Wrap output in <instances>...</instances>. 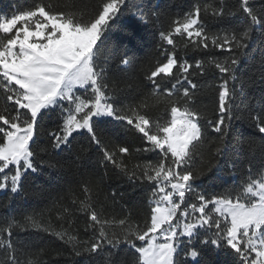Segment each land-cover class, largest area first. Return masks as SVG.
Here are the masks:
<instances>
[{"label":"snow or ice","instance_id":"1","mask_svg":"<svg viewBox=\"0 0 264 264\" xmlns=\"http://www.w3.org/2000/svg\"><path fill=\"white\" fill-rule=\"evenodd\" d=\"M146 8L144 0H92L82 16L34 0L11 15L0 14V192L8 193L7 214L0 215V264H45L44 249L18 239L20 233L32 232L68 246L71 264H79L80 257L84 264H210L206 252L233 257L232 264H264V103L239 113L235 108L238 88L264 85V54L252 76H237L250 50L264 43V0H197L182 16L170 17L167 28L160 22L163 13ZM125 16L133 24L151 23L159 35L157 58L131 91L120 86L135 79L128 71L127 51L112 42L101 59L112 26ZM231 18L237 22L216 31L205 24ZM124 31L135 38L129 28ZM176 36L190 41L192 50L205 58L193 57V63L178 57ZM146 89L145 96L161 106L156 119L145 103L134 102ZM205 94H210L211 114L200 101ZM57 111L56 127L46 130L47 144L37 151L45 135L42 124ZM234 121L246 122L255 129L252 136H259V141H239L249 149L247 175L221 193L199 190L205 179L219 178L225 163L234 166L227 151ZM106 130L113 135L134 130L141 146H133L132 138L118 143ZM77 137L87 141L81 153L94 149L101 154L99 163L106 170L95 186L108 177L111 164L149 189L144 210L135 217L110 216L94 199L92 180L82 179L77 189L69 187L70 205L52 206L59 229L44 212L13 215V201L27 194L29 178L44 168L65 167L61 154L73 150ZM207 145L213 147L205 151ZM257 147L261 171L255 169ZM148 154L155 161L132 163ZM77 213L84 217L82 234L73 225ZM121 251L119 260L105 258ZM25 256L34 259L25 261Z\"/></svg>","mask_w":264,"mask_h":264},{"label":"trees","instance_id":"2","mask_svg":"<svg viewBox=\"0 0 264 264\" xmlns=\"http://www.w3.org/2000/svg\"><path fill=\"white\" fill-rule=\"evenodd\" d=\"M56 6H66V10L74 11L78 15H86L90 11V5L92 0H47ZM197 0H144L147 5L146 11L151 9L158 13H163L160 16V22L165 28L170 23V17L174 18L176 15H183L187 12L191 6L196 3ZM205 2H212V0H205ZM34 0H0V14L11 15L17 7L23 9L31 6ZM235 18L225 19L220 21L206 20L207 27L216 31L221 28H227L236 23ZM127 27L135 33V38H129L124 28ZM176 48L175 51L178 57L188 59L194 63L193 57L196 59L205 58L203 53H198L192 50L191 42L186 38L179 36L175 37ZM159 41L158 28L149 24H133L127 16L122 17L120 21L112 26L110 33V40L106 42L105 48L102 49L101 59L109 54V47L112 42L118 43L121 47L127 51L128 57L132 62L131 68L128 71L135 77V79L127 80L120 86L127 91H131L136 88L143 80V69L154 63L157 58L156 44ZM188 44V47L185 45ZM171 48L172 46H168ZM220 55L219 52L216 53ZM264 54V43H258L249 52V59L245 60L238 66L237 76L241 79L247 80L249 76H252L256 72V68L259 64L261 55ZM217 75H219L217 73ZM211 78H205L199 83H207ZM218 83V81H216ZM131 85V88L128 87ZM145 91L138 92L136 94V100L134 102H143L147 105V111L154 118H158L161 115V106L155 104L152 99L145 96ZM2 93V90H0ZM202 105H207V110L211 114L212 102L210 94H205L200 97ZM264 103V85L259 82L247 84L243 91L237 89V96L235 98V108L237 113L245 109V106H254ZM3 107V100L0 99V109ZM58 120V111L56 114L51 115V119H45L42 124V130H45V135H42L37 146L43 147L47 144L46 130H51L56 127ZM107 134L116 139L118 143H123L125 140L130 139L133 146H141V141L135 139L139 137V133L133 132L126 133L124 130H120L117 135H113L111 130H106ZM255 129L250 127L246 122L234 121L233 122V134L232 142L228 146V153L233 160L234 166H230L227 163L224 165L225 171H223L219 178L210 177L204 180L199 190L206 191L209 194L221 193L234 185L241 183V177L247 175L248 165L245 161V156L249 155L248 145H241L240 140L246 138H255L259 141L258 134L253 137L252 134ZM118 136V138H117ZM87 146V141L77 137V141L73 142V150L71 152H64L61 154V162L65 163V167L56 169H42V174H33L25 185L27 194H22L20 197L13 201V215H19L21 212H31L33 210L37 212H44L45 218L53 222V226L59 229L60 222L56 220L58 214L57 209L52 208L53 204L59 205L60 203L70 205L71 198L69 194V187L74 190L77 189L78 182L82 179H90L93 182L92 195L98 204H103L107 213L110 216L121 218L124 215L137 216L141 213L147 205L148 191L146 187H142L139 181H129L127 177L119 174V170L115 169L111 164L107 165L108 177L99 185L95 186V181L99 176H102L105 172V167L99 163V157L101 154L94 149L89 152L81 153V148ZM213 147L207 145V148ZM77 154L81 155L80 159H77ZM40 155L47 159V155L40 153ZM256 157L255 169L261 171L259 167V148L254 150ZM146 158H151L155 161L154 154H148L147 157H141L140 160H133L132 163L142 162ZM39 193V195H34ZM113 193L115 194V203L112 200ZM76 194L79 195L78 190ZM8 193L0 192V215L7 214V209L3 207L7 200ZM107 198V199H106ZM49 209H52L49 211ZM142 219V216L140 217ZM83 214H75L73 219V225L78 228V231L83 233ZM64 227H68L67 221L64 222ZM81 238H87L81 236ZM18 239L21 241L33 245L36 249H44L45 254H42V260L45 264H71L70 249L64 245L61 241L54 236L48 235L43 232H32L30 235L20 233ZM123 247V246H122ZM112 252H117L113 249ZM57 252H62L64 255L58 256ZM123 252L114 257H105L109 261L112 259H121ZM205 257L209 260L210 264H232L234 258L227 256L223 253L206 252ZM34 259V257L25 256L23 259ZM79 264H84V258H76Z\"/></svg>","mask_w":264,"mask_h":264}]
</instances>
